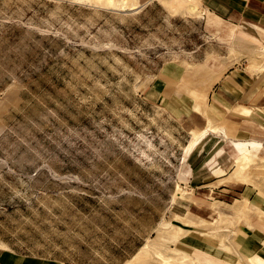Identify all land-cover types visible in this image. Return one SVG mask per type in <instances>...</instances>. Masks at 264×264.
<instances>
[{
  "label": "rangeland",
  "instance_id": "374dc122",
  "mask_svg": "<svg viewBox=\"0 0 264 264\" xmlns=\"http://www.w3.org/2000/svg\"><path fill=\"white\" fill-rule=\"evenodd\" d=\"M151 1L128 0L120 10L115 0H0V242L88 262L92 247L102 251L100 237L76 230L103 231L117 248L130 234L123 228L137 225V246L152 232L156 240L143 249L146 264L264 258V154L239 156L229 191L193 189L177 165L196 131L182 128H203L204 118H170L145 98L154 78L145 73L168 63L193 79L188 63L205 53H184L203 25L171 19L158 3L143 9ZM244 37L229 54L208 52L227 54L219 67L264 74V42ZM190 95L221 135L227 122L204 95Z\"/></svg>",
  "mask_w": 264,
  "mask_h": 264
},
{
  "label": "crops",
  "instance_id": "0c3cea01",
  "mask_svg": "<svg viewBox=\"0 0 264 264\" xmlns=\"http://www.w3.org/2000/svg\"><path fill=\"white\" fill-rule=\"evenodd\" d=\"M189 1L188 4L174 5V0H152L145 4L143 9L158 3L171 19L179 16L186 22L203 25V35L196 47L184 51L188 57L205 52L202 62L188 63L189 66H198V69L195 67L192 71L197 76L193 79L189 78L191 73H188L185 66L175 74L168 68L167 63L159 70L145 73L154 78L146 85L143 93L147 101L170 118L189 119L192 115H200L204 118L203 128L196 125L187 130L182 128L188 134L196 131L199 134L205 132L207 135H203L200 139L201 143L198 142L188 154L187 147L193 136L183 144L179 151L178 170L185 172L182 178L193 189L223 188V191H229L228 188H233L230 186L231 183L236 182L231 176L234 171L233 165L237 163L239 157L237 146L246 144L249 149L248 155L252 159L264 154V74L239 67L227 68L219 65L226 59L227 54L237 49L238 40L243 38V35L244 38L264 42V0ZM107 2L110 4L111 1L107 0ZM120 2L121 0H115L118 9ZM124 2L128 7V0ZM198 11L202 15H185ZM214 46L227 49V54L224 55L222 50L208 52ZM210 61L213 63L211 64ZM200 68L203 71H198ZM193 91L204 95L207 102L222 116L224 122H227V125L221 128V135L216 137L213 135L206 118L200 111L204 109V104L190 95ZM175 106H181V112L176 111ZM164 133L168 134L169 131L165 130ZM209 135L212 137L208 138ZM253 143L259 145L254 147ZM246 191L247 186L240 192L244 194ZM173 205L174 203L171 202V209ZM133 219L134 221L137 219L136 214ZM100 232L101 236L95 233L92 227L86 226L81 227V231H75L76 237L78 235L100 237L98 242L102 245V251L92 247L91 250L97 254L92 257L85 254L84 258L88 259V262L76 256L65 258L58 255L30 254L7 242H0V264H146L141 261L145 256L143 249L147 247V243L153 245L156 241L151 242L154 238L152 232L146 236L150 238L146 244L137 246V225H132L123 228V236L127 235L126 232L130 234L122 240L119 247L113 248L110 244L115 240H111L103 231ZM106 238H109V241ZM71 246L75 250L83 251L78 243H72ZM252 264H264V258L256 256Z\"/></svg>",
  "mask_w": 264,
  "mask_h": 264
},
{
  "label": "bare ground",
  "instance_id": "6f19581e",
  "mask_svg": "<svg viewBox=\"0 0 264 264\" xmlns=\"http://www.w3.org/2000/svg\"><path fill=\"white\" fill-rule=\"evenodd\" d=\"M109 1L112 2V0H109ZM113 1H114V0H113ZM119 4H120V8L123 9V8L125 7V4H126V3L124 2V0H121V2H120ZM133 6H134V5H133ZM204 134H205V132L200 133V134H199V133H196V132L193 133V138H192V140L190 141L189 146L187 147V154L190 153L194 147H196L195 145L198 143V141H200L201 137H202ZM252 145H253L254 147H257L259 144H257V143H253ZM237 148H238L239 156H240V157H245V158H247L248 153H249L248 146H246V144H242V145L237 146ZM238 158H239V157H238Z\"/></svg>",
  "mask_w": 264,
  "mask_h": 264
}]
</instances>
